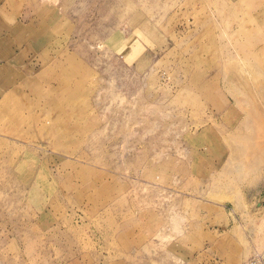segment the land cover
<instances>
[{
  "label": "rangeland",
  "instance_id": "374dc122",
  "mask_svg": "<svg viewBox=\"0 0 264 264\" xmlns=\"http://www.w3.org/2000/svg\"><path fill=\"white\" fill-rule=\"evenodd\" d=\"M264 253V0H0V264Z\"/></svg>",
  "mask_w": 264,
  "mask_h": 264
},
{
  "label": "built area",
  "instance_id": "2783aa9c",
  "mask_svg": "<svg viewBox=\"0 0 264 264\" xmlns=\"http://www.w3.org/2000/svg\"><path fill=\"white\" fill-rule=\"evenodd\" d=\"M244 264H264V253L252 256Z\"/></svg>",
  "mask_w": 264,
  "mask_h": 264
}]
</instances>
